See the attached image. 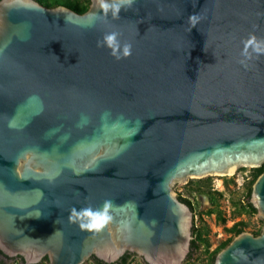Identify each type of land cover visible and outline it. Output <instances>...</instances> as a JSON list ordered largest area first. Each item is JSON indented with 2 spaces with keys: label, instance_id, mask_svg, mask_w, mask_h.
<instances>
[{
  "label": "water",
  "instance_id": "water-1",
  "mask_svg": "<svg viewBox=\"0 0 264 264\" xmlns=\"http://www.w3.org/2000/svg\"><path fill=\"white\" fill-rule=\"evenodd\" d=\"M125 7L114 17L98 0L84 13L0 0V250L10 258L83 264L134 251L144 264H184L195 211L174 187L264 163V53L242 54L250 36L264 40V0ZM111 32L130 56L97 47ZM250 200L264 219V172ZM105 201L100 230L69 220ZM214 264H264V226L236 235Z\"/></svg>",
  "mask_w": 264,
  "mask_h": 264
},
{
  "label": "rangeland",
  "instance_id": "rangeland-1",
  "mask_svg": "<svg viewBox=\"0 0 264 264\" xmlns=\"http://www.w3.org/2000/svg\"><path fill=\"white\" fill-rule=\"evenodd\" d=\"M253 167L245 166L239 167L231 174H214L201 179H207L210 181L214 189L223 192V197L221 199L222 208L228 218L226 223H222L216 214H207L206 211L211 207L210 200L203 198L199 193L190 190L188 185L191 183H197L199 178H189L188 182H183L174 187V190L179 193L190 197L195 201V209L198 215V223L200 224L201 213L204 221L208 225L210 232L209 238L211 242L210 251L215 249L221 242L225 241L231 236L229 228L236 222L243 220L247 222L248 231H253L254 229H262L264 226V219L260 217L257 213L243 212L234 216L236 211V203H238L246 191V185L251 179L250 173H252ZM208 253L202 250L198 255L192 260V264H208ZM8 264H14V260L8 261Z\"/></svg>",
  "mask_w": 264,
  "mask_h": 264
},
{
  "label": "trees",
  "instance_id": "trees-1",
  "mask_svg": "<svg viewBox=\"0 0 264 264\" xmlns=\"http://www.w3.org/2000/svg\"><path fill=\"white\" fill-rule=\"evenodd\" d=\"M38 1L49 7L64 5L79 13H84L85 11H87L91 3V0H38ZM262 172H264V163L260 167L253 166V171L252 173H250L251 179L248 181L246 185V191L244 194V198L241 199L238 203H236L237 207H236V211L234 212V216L241 214L243 212L254 213L258 211L256 206L252 204L250 199H251L253 183L256 180L257 175H259ZM188 188H190V190L192 191L199 193L200 195H203V194L207 195L210 200L211 207L206 211V213L209 215L216 214V216L222 223L227 222L228 218L221 204L223 192L218 191L217 189H214L210 181H208L207 179H199L197 183H191L190 185H188ZM179 194L186 197L182 193H179ZM189 200L191 201V199ZM195 210L196 209L194 207V211ZM202 214L203 213H201V216H200V224L195 220L196 221V239L194 241L192 249H193L194 255L196 253H200L202 250H205V252L208 253L207 255L208 264H214L217 253L221 249L226 247L236 235L246 230L247 222L243 220L236 221L229 228V231L231 232V236L225 241L221 242L215 249L210 251V247H211V242L209 238L210 229L208 225L206 224V222L204 221ZM260 231L261 229L259 230L254 229L252 232L259 234ZM0 255L3 256V259L0 261V263L8 264L6 262V259H10V257L5 255L1 250H0ZM40 264H49L48 258L45 257Z\"/></svg>",
  "mask_w": 264,
  "mask_h": 264
},
{
  "label": "clouds",
  "instance_id": "clouds-1",
  "mask_svg": "<svg viewBox=\"0 0 264 264\" xmlns=\"http://www.w3.org/2000/svg\"><path fill=\"white\" fill-rule=\"evenodd\" d=\"M99 8L102 10L103 14H107L110 10L114 17H118L119 12L121 11L122 7L127 8L131 7L134 3V0H112V2H108V0H98ZM190 22L195 25L197 22L196 15L189 17ZM119 33L111 32L105 34L103 36V44L101 41H97V47H101L106 45L108 49L111 50V55L115 57L117 60L128 57L131 55V45L125 43L121 45L118 39ZM249 48L252 49L253 52L261 54L264 53V40L258 41L255 36H250L245 41L244 52L242 53L245 56L249 55ZM111 207V202L105 201L103 211H93L90 207L82 210L81 212L77 213L76 209L73 208L69 215V220L72 222H76L80 219H87V223H80L79 227L81 229L91 230H100L105 226V224L111 219L109 215V209Z\"/></svg>",
  "mask_w": 264,
  "mask_h": 264
},
{
  "label": "flooded vegetation",
  "instance_id": "flooded-vegetation-1",
  "mask_svg": "<svg viewBox=\"0 0 264 264\" xmlns=\"http://www.w3.org/2000/svg\"><path fill=\"white\" fill-rule=\"evenodd\" d=\"M198 254L199 253H196L194 255L193 249H191V251L189 252L184 264H192V260H194L195 256ZM2 259H3V256L0 255V261ZM11 260H14V264H28L25 262L24 258L21 256H16V257H13L12 259L11 258L6 259V262L11 261ZM41 262H39L37 264H40ZM83 264H144V262L137 252L127 251L119 259H117L115 261L103 260V259H101L95 255H92Z\"/></svg>",
  "mask_w": 264,
  "mask_h": 264
},
{
  "label": "built area",
  "instance_id": "built-area-1",
  "mask_svg": "<svg viewBox=\"0 0 264 264\" xmlns=\"http://www.w3.org/2000/svg\"><path fill=\"white\" fill-rule=\"evenodd\" d=\"M184 195V194H183ZM187 197V196H186ZM189 199H191V201H192V203H193V205H194V207H195V201H193V199L192 198H190V197H188ZM243 198H244V196H243ZM195 220L196 221H198V215H197V213H196V210H195Z\"/></svg>",
  "mask_w": 264,
  "mask_h": 264
}]
</instances>
